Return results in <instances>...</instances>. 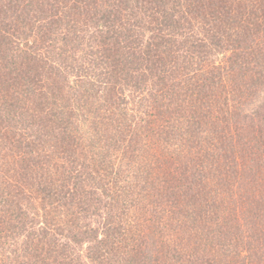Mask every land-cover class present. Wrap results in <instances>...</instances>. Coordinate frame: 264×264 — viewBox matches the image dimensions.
Instances as JSON below:
<instances>
[{
    "label": "trees",
    "instance_id": "1",
    "mask_svg": "<svg viewBox=\"0 0 264 264\" xmlns=\"http://www.w3.org/2000/svg\"><path fill=\"white\" fill-rule=\"evenodd\" d=\"M0 264H264V0H0Z\"/></svg>",
    "mask_w": 264,
    "mask_h": 264
}]
</instances>
